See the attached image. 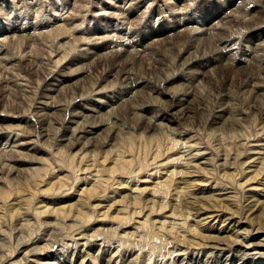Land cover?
Listing matches in <instances>:
<instances>
[{
    "label": "bare ground",
    "instance_id": "1",
    "mask_svg": "<svg viewBox=\"0 0 264 264\" xmlns=\"http://www.w3.org/2000/svg\"><path fill=\"white\" fill-rule=\"evenodd\" d=\"M59 1H62L61 4L53 0H20L16 5H14L15 3H10L11 6L7 4L4 6L0 2V9L6 10L1 14V16L3 15L1 18L9 21L7 17H10L12 13H16L13 20L11 22L9 21V26H3L0 20V96L6 98L7 96L14 95V88L22 86L19 81L17 82L16 77L12 75L11 70L13 68H24L28 71L31 70L35 74L38 73V70L36 71L37 65H35L31 53L34 52L36 46L39 45L38 42L42 43L44 41L43 43L45 44L46 42L53 43L54 39L55 41L61 40L60 43L51 44V47H49V49H51L48 61L50 64L54 65V68L46 72L48 74L44 78L43 83H39L37 92L38 100L40 99L42 101L38 103L39 107L36 108L35 116L39 119V121H37L42 123L40 125L42 128L40 135L43 138L48 137L47 128L45 129L44 125L46 123H51L48 119L51 117L52 112L60 113L65 111V109L62 110L60 106L56 107L58 100H56V103L55 99H60L58 95L65 88L69 87L68 84L73 82L72 84L77 85L76 83L80 80H76V78L85 75V72L82 70L86 65L93 62V67H96V65L99 66L98 68L104 67L109 64V58H113L115 61L113 66L122 69L119 79L124 80V82L121 81L123 87L118 93L116 92L117 95L113 97L106 95L108 86L100 89H98V86L95 89L92 87L94 89V94L92 93L93 97L103 95L102 98L98 101L91 98L88 101L84 99L83 102L80 97L81 99L78 98L79 103H77L78 100L76 99L77 101L67 110L70 116L69 119H67L66 122L64 121L59 129L57 128L60 133L58 137L59 140H57V145L59 147L58 151H60L58 152L59 154H61V151L63 152V149L71 151V149H76L77 146H80L81 148H78L77 151L78 154L73 155L72 160L74 161L77 156H81L82 161L86 160L88 157H92L91 159H93L92 165L89 162L91 166L85 167L86 169L83 170L85 172L88 171L87 175L89 173V177L84 182L87 183L91 181L90 186L81 190L80 195L78 194L79 192L77 193L79 196L76 204H73L74 208L72 204L70 205L77 211L75 213L77 216H74V214V217L70 216L73 211L70 206V209H67L68 206L65 207L64 205V207L57 206V208L49 207L43 201L37 203L33 211H31L33 207L25 209L22 206L23 204L20 205L17 203L15 205H17L18 208L16 209V206H10L11 208L9 207L8 213L5 212L6 210L0 208V264H64L67 257L69 258V255H72V259L75 255H77L78 259L83 258L82 261H76L78 264H127L129 260L130 262L128 264H175L176 259L179 258V261L181 257H183L181 262L188 257V262L197 259H205L207 261H205L206 264H218L221 260L227 263L230 262L229 264H235L236 262H239V264L240 262L241 264H264V200L262 198L264 197V140H256L255 142L258 143V145L253 146L257 148H249L246 150L244 146L247 147L248 143L240 145L239 141L238 146L234 143L237 151L232 150V144L228 142V139L231 141L233 137L237 139L236 136L238 137V135L236 134L233 136V133L238 132V129L242 128L241 126L244 125V122L249 120L248 117L251 118L250 120L256 118V116L253 115L254 112L251 113V111L255 110L257 106H249V103L248 110H244L246 112H244L245 115L248 117H238L239 115L235 113L236 111H234L230 105V95L225 94L218 106L216 105L217 108L208 121L210 126L209 131L213 134V137H220L222 134L221 139L219 138L217 140L216 137L215 140L219 142L217 144V150L218 153H222V155H218L222 157L223 162L219 164L220 166H218V168L216 166V169L219 171L222 167V174L223 172L224 176L225 173L226 175L228 174L227 178L233 182L232 190H234V193L226 192L230 188L224 185L220 186L221 184H215L214 186L209 185L208 187L207 185L213 176L211 169L206 170V166H208L206 163L194 164L197 159H200L198 156L199 154L187 156L188 152L190 154L188 150V152H185L186 154L179 151L178 153L176 152V155L166 158L168 159L166 165L171 164L175 167L179 166L178 170L171 169L169 171H160L158 169L162 168V164L155 167L157 169L156 172L160 174L161 177L158 176L159 178H155L156 181L152 183L153 187L148 194L152 199L148 200L145 197L143 198L147 190L146 187L150 186L147 182H145L147 184L143 189L138 186V184H140L143 167L139 166L140 168L138 167V171L133 170L134 160L128 159L127 156H125L126 154L124 152L122 153L119 147L117 148V141L119 140L117 136L119 132H117V134L115 131V133H112L113 136L108 133L103 135V131L109 128L111 129V127L104 124L102 120L106 117L108 120L109 117H114L116 106L119 107V105L128 102L127 100L133 99L138 92L143 93L141 91L146 87L143 85L144 82L140 81L141 83H139L134 80L131 66L134 57L138 58L142 53L151 52L154 44L157 42L154 38L158 37V35H156L153 30H147L145 28H147L146 26L149 22L152 21L153 23V16L157 11L155 7L158 6L157 22L161 20L160 16L163 13L171 12L173 22L167 27L169 28V31L166 33L169 34L168 38H175L174 40H176V37L181 38V36L182 38L183 36H189V38L197 36L212 37V35L218 37V47L211 52V56L210 54H208L209 56H203L204 53H202V57L199 55L198 58L197 49L193 50L192 48H188L190 45L182 48L183 53L180 51L181 54L177 57L178 59L175 66L176 75L170 76V74H172L170 72V77L166 76L167 78L162 88L156 91L155 95L157 99L159 98L157 103L159 107L149 111L139 110V113L132 110V106L129 108L136 124H139V130H141L142 136H148L150 132L154 134L158 132L159 135L167 138L171 149L176 148L179 144V140L182 139L179 135H183L178 134L182 132L180 130L178 131V126L183 125L184 127L185 125L186 127V125L195 122L191 121V114L193 111L192 105L194 106L193 103L198 101L196 97L199 94V89L206 86L201 87L200 85V83L204 81V78L207 76H215L216 69L224 72L227 65L235 66L237 70L247 69V67H251L253 64H259L264 67V0H248L247 2H250L249 6L251 7L252 5L253 8L250 10L249 7L248 12L242 13V16H240V12L243 9L240 10L239 6L241 0H230L229 2L223 0H186L191 3L192 6L189 7L190 4H185L186 6L177 9H175V7H177L180 0H177L174 7L159 6L158 3L154 5L152 0H143L142 2H140V0H124L119 2L118 0L115 4L106 7L103 12L104 19L107 22V24H105L107 29L105 30L104 28L101 30L98 27V32L92 33V36H89L91 34L88 33L89 31L87 29L82 30L81 27L83 24L76 26V23L74 25V23H69L65 18L63 19L64 15L67 13L65 12L66 6L63 4H65L67 0ZM101 2H105V0H101ZM18 3H21L19 8L17 6L19 5ZM44 8H50L49 11L51 15L49 16L50 19H53L49 31L38 32L37 28H33V32H31L30 27H20L17 23V13H22L24 11L25 13L32 12L39 14ZM207 9H209L210 12ZM177 10L178 12L175 13ZM187 10H189V14H185ZM140 11L143 13L142 15H144V17L149 12L150 18L140 27V30L136 32L138 36L134 38L131 31L127 32L129 28L126 25H130L131 18H133L136 12L139 13ZM232 13H235L237 17L235 21L238 25H236L238 28H243L245 30L244 36L248 37V39L246 38L247 42L245 47L240 43L241 36H238V32L231 29L233 23H235L233 22ZM89 14L86 15L89 16ZM193 17L195 20H193ZM86 18L87 17H83V21H85L84 19ZM69 19L75 20L73 17ZM113 20L117 21L114 22ZM96 22H98V20ZM226 22H228L230 26L232 25L230 28L228 27L231 29L228 32L223 31V29L227 30L225 29L226 26L224 27V23ZM140 25L141 21L138 23V27ZM80 34L81 37L78 36ZM96 35L99 37L95 38L94 36ZM244 36L242 35V37ZM217 37H213V40ZM137 38L140 45H138V43L136 44ZM97 40H100L101 43L97 42ZM160 41L163 40L160 39L159 42ZM196 42L195 44H197ZM17 43H19L17 46L21 45L19 47L20 50L10 55L8 51H12ZM43 43L40 45H44ZM98 44H100L99 49L102 54L97 55L92 61V54H97L98 48L91 50L83 49L82 52H77L81 46H96ZM156 44L158 45V43ZM67 46H69V48L73 47L74 49L67 52ZM199 48L201 49V47ZM167 49L168 48H166V50ZM28 50H30L31 53H29L30 51ZM55 53L58 55L63 54V56H60L53 62L51 58ZM79 59H83V65L79 63ZM113 72L114 71L108 72L110 77H114V74L112 75ZM117 72L120 73V70L117 69ZM108 78V74H106L103 82ZM75 80L76 82H74ZM22 87L26 88V86ZM228 88L229 91H231V87ZM243 88L245 95L248 93L250 96L247 95V97L249 96L255 104H257V102H263V108L261 106L263 113L264 84H260V82L257 84L256 82L255 85L249 86V84H247ZM22 90L23 89H21V91ZM19 93L20 92L16 94ZM245 97L246 96H244V98ZM118 101L121 102L119 103ZM5 113L7 112L2 111L3 115ZM260 117L264 119V113L260 114ZM188 119L190 120L188 121ZM5 120L3 116H0V126L6 122ZM105 121L106 120H104V122ZM174 126L177 128H173ZM260 127L264 130V125ZM226 133L231 134V136L229 137ZM175 135L179 137V140H175L171 137ZM227 135L229 138H227ZM14 136L17 139L14 140L10 135L4 137L5 143L0 146V155L10 153L11 156H18V162L14 161L16 163L12 164L8 162V159L6 161V157L3 159L4 157L2 158L0 156V174L7 171V175L9 174L12 176L11 178H14L13 180H9L16 183V179H26L31 173H36V175H34L37 176L42 170L40 167L38 169L34 167L38 160L35 162L34 158L36 156L34 158L33 156L39 150L36 151L37 149L34 148L29 149L28 146H24L23 143H20L23 139L19 138V132ZM221 140L223 141L221 142ZM235 142L237 143L238 141L236 140ZM97 146H99V149L110 147L107 155H112L113 153L117 155V160L112 161V166L109 168L106 167L107 169H105L108 171L109 175H115L120 172V176L126 174L129 175L128 180H133L130 182H123V178H120L122 182H118L117 186L115 184L117 188L115 190L113 189L114 191L111 193V196L104 192L102 195H99V189L102 188L100 185L108 180L104 179L106 176L104 178L101 177L103 173L101 170H103L104 166L101 168V166L98 167L96 164L97 155L100 152L96 153V150L93 152L94 154H91L92 148ZM182 146L184 147L185 143L184 145L182 144ZM179 147H181V144ZM247 150L253 153L249 156L250 153L248 154ZM185 151H187V149ZM245 152H247L248 155L246 157ZM62 154L64 155V153ZM213 154L214 153H212V155ZM163 155L159 147L156 149L155 153L152 154L151 161H159V158L163 157ZM214 156L216 155L214 154ZM107 158L109 157L107 156ZM182 160L186 163L180 164ZM207 160L211 161L212 159ZM210 163L214 164L212 161ZM236 163H240V168L246 167L245 173H243V168H233V164ZM22 164H27L30 167H22ZM163 164L165 165L164 162ZM55 169L53 168V174ZM200 170H202V172L204 171L203 175L200 174ZM213 170L214 169H212V171ZM232 171H236L235 173H237V171H242L241 178L238 179ZM247 172L250 175L245 179L244 175H246ZM215 173L217 172L215 171ZM57 176H55L57 180L54 186L55 190L57 188V191L60 192L69 186L66 184V178L68 180V176ZM151 176H153V174ZM177 176L181 179V186H178L180 184L177 181ZM222 178L224 179L226 177ZM78 180H82V178L79 177L77 181ZM217 182H219V180ZM1 184L2 181L0 178V185ZM202 187L204 189H200ZM246 187H249L247 191L245 190ZM53 188L49 191H52ZM2 189L3 188H0V200L9 199L12 195L11 192H3L4 189L3 191ZM19 189L20 188H18V190ZM70 189L73 190L74 186L71 188L69 187L68 191ZM55 190L53 191L56 192ZM197 190L200 191L196 192ZM174 191L176 196L173 198L172 196L174 194L172 195V193ZM64 192H62V194ZM56 195L58 196L59 194ZM30 198L33 199L32 196ZM101 198H103L105 202H108L106 206L102 205L103 200H99ZM92 199L96 201L97 204H90L89 201ZM20 200L17 202L19 203ZM100 207H104L102 213L96 210L100 209ZM261 210H263L262 213L257 215ZM112 211L113 213H111ZM144 212H146L147 215ZM68 220H70V224L66 225L67 223H65V221L68 222ZM8 221L12 222L11 229H9V226L6 224ZM34 226L38 227H36L37 230H31ZM27 232L30 233L29 236H24ZM100 239L102 240L100 241ZM7 240H14L16 245H13L14 247L10 249V252L5 253L4 242ZM99 241L100 243H97ZM78 246H89L87 248L89 250H85L82 253L80 250H77ZM97 250L98 253L101 251V254L96 258L94 257V251ZM88 256L90 259L85 262ZM66 264H70V261H66Z\"/></svg>",
    "mask_w": 264,
    "mask_h": 264
},
{
    "label": "rangeland",
    "instance_id": "2",
    "mask_svg": "<svg viewBox=\"0 0 264 264\" xmlns=\"http://www.w3.org/2000/svg\"><path fill=\"white\" fill-rule=\"evenodd\" d=\"M18 1H20V0H0V2L4 6L6 4L11 6L10 3H15L14 5H16ZM53 1H55L58 4H61V2H62V1H59V0L58 1L57 0H53ZM117 1L118 0H105V2H101V0H67V1H65L66 3L63 4V5L66 6L65 12H67L64 15L63 19L65 18L66 20L69 21V23H71V22L74 23V25L76 23V26H80V25L83 24V26L81 27L82 30L83 29H87L89 31L88 33L91 34L89 36H92L93 35L92 33L98 32V27L101 30L104 29V28H105V30L107 29L106 26H105V24H107V22L104 19L103 12L106 9V7H108L109 5L115 4ZM121 1H124V0H119V2H121ZM142 1L143 0H140V2H142ZM152 1H153L152 3L154 5H156V3H158L159 6H164V7H166V6L167 7H174L176 5V2H177V0H152ZM223 1L229 2L230 0H223ZM247 1L248 0H245V1L241 0L240 3H239L240 10L243 9L240 12L241 13L240 16H242V13L248 12V8L250 7L249 6L250 2H247ZM18 4L19 5H17V6L19 8L21 6L20 5L21 3H18ZM185 4L186 5L190 4L189 7L192 6V4L187 2L186 0H180V2L178 3L177 7H175V9L182 8V7L186 6ZM181 5H183V6H181ZM244 7H246V8H244ZM252 8L253 7L251 5V7L249 9L251 10ZM44 9L39 13L40 15L38 13L35 14V13H32V12L31 13L30 12H26L25 13L24 11L22 13H17L18 14V16H17V18H18L17 21L18 22L17 23L19 24L20 27L21 26L30 27L31 32H33V28H37L38 32L49 31V29L51 28V21L53 19H50V16H49V15H51V12L49 11L50 8H47L45 10ZM155 9L157 11L155 12V14L153 16V23H152V21L149 22L147 24V26H146L147 28H145V27L144 28L147 29V30H153L156 33V35H158V37L154 38V39L157 40L156 43H158V45L156 43L154 44L153 50L151 51L152 53L151 52L144 53L145 55L142 53L143 55L140 54V56L138 58L134 57V59L132 60V66H131V72L132 71L134 72V73L132 72L134 80L139 82V83H141L140 81L144 82L143 85L146 86L144 88L145 90L142 89L141 92H143V93L138 92L133 97V99L131 98L132 100L131 99H129L130 101L127 100L128 102H126L125 104L119 105V107L116 106V110L114 111V113H115L114 117L115 118L114 117H109V120H108V118L106 117V118L102 119L104 124H106V125L111 127V129L109 128V129L103 131L104 132L103 135L108 133V134H111V136H113L112 133H115V131H116V133L119 132V135L117 136V138L119 137V140L117 141V145H118L117 148L119 147L120 150L122 151V153L124 152L126 154V155L125 154L124 155L127 156L128 159H133L134 160L135 163H134L133 170H137L138 171L141 166L143 167L142 174H141V177H140L141 178L140 179V184H138V186H140V188L143 189L144 187H146L145 185L147 183H148V185H150V186L146 187L147 190L144 193L143 198L145 197L148 200L152 199L148 195L149 192H151V188L153 187L152 183L154 181H156L157 178L161 177L160 174H158L156 172L157 169L155 167L160 165V164H162L161 165L162 168L158 169L160 171H169L171 169H177L178 170L179 166L175 167V166H173L171 164L166 165V162L168 160L166 158L171 157L172 155H176L179 151L184 154L185 152H188V150L190 151V154L188 152L187 156H189V155L192 156L193 154H199L198 156L200 157V159H197L198 161L196 160L194 162V164H196V163H206L208 165V166H206L207 167L206 170H208V169L210 170L211 169V172H212L214 178L212 176V179H210L209 184L207 185L208 187H209V185H213L214 186L215 184H218V185L221 184L220 186L224 185L225 187H228V188L231 189V190L229 189L226 192L234 193L233 192L234 190H232V187H233L232 183L233 182L230 179L227 178L228 174L226 175V173H225V176H224V172L222 174V172H221L222 171V167H221V169L219 171L216 169V166L218 168V166H220L219 164L223 163L222 162V157H219V155H218V154L222 155V153H218L217 144L219 142L215 141L217 136L213 137V134H211V132L209 131V127L210 126H209V122L208 121H209V118H211V115L213 116L218 104L220 103V101L222 100V97L225 94L230 95L229 96V100H230V103H231L230 105L234 109V111H236L235 113L239 115L238 117H241V118L248 117L247 115H245V113H246L245 111L248 110L249 103H250L249 106H257L255 110L251 111V113L254 112L253 115L256 116L255 119L252 118L253 122H252V120H250L251 118L248 117L249 120L244 122V125H243L244 127L243 126H241L242 128L239 127V128H241L243 130L238 129V132L233 133V136L236 135V134L238 135V137L236 136L237 139H235V137H233V139H235V140L231 139V141H230V139H228V142H230L229 144H232L231 145V147H232L231 149L234 150V151L235 150L237 151L234 143L238 146L239 145V141H240V145L248 143L247 147L244 146L245 150L249 149V148H257V147L253 146V145H256V146L258 145V143H256L255 141L256 140L257 141H263L264 140V130H262V127H260L261 125H264V119L262 117H260V114L264 113V112L262 113V108H263V104L262 103L263 102H260V103L257 102L258 105L255 104L253 102V100L249 97L250 95L248 93H246V95H245L243 87H245L247 84H249V86L255 85L256 82H257V84H259V82H260V84H264V80H263L264 79V67H262L259 64H255V65L253 64V66H251L253 68L247 67V69L245 68L244 70L243 69L242 70H239V69L237 70V68H235V66L227 65V68L224 69V72H221L218 69H216L215 76H211V77L207 76L206 78H204V81H202V82L200 81L201 82L200 83L201 87H204L205 85L206 86L204 88L199 89V91H198L199 94L196 97V100H198V101H196V103H193L194 106L192 105V110L193 111H192V114H191V116H192L191 121L192 122L195 121V122L191 123L190 125H186V127L184 125L185 128L183 127V125L178 126V128L175 127V126L173 127V128H177L178 131L179 130L182 131V132L186 131V132H183V133L182 132L178 133V134H183V135H179V136L182 137L181 140H179V137L176 136V135H175L176 137L175 136H171L175 140H179V144H178V146L176 148L171 149V146H170L169 141L167 140V138L166 137H162L161 135L158 134V132L155 133V134L153 132H150L148 134V136L147 135H145V136L143 135L142 136V134H141L142 132H141V130H139V124H136L135 119L132 117V114L130 113V110H129L130 106H132V108H133L132 110H135V112H138L139 110H142V111H149L151 109L155 110L157 107H159V105L157 104L159 98L157 99V97L155 95L156 91L158 89L162 88V85H163V83H164V81L166 80L167 77H170L172 75H176L175 74V72H176L175 66H176V62H177V59H178L177 57L179 56V54H181L180 51L183 53L182 48H184L185 46L190 45L188 48H192L193 50L197 49V51H196V52H198L197 53V55H198L197 57L199 58V55L200 56L203 55L202 53H204L203 56H205V55L207 56L208 54H210V56H211V54H212L211 52H213L214 49L218 47V44H217L218 43V37L216 35H212V37L211 36H209V37H206V36L205 37L204 36L203 37L202 36L198 37L197 36V37H193V38L190 37L191 40H190L189 36L188 37L183 36L184 40H183L182 36H181V38L180 37H176V40H174L175 38H168L169 34H166V33L169 31V28H167V27L169 26V24H172V22H173L172 21L171 12L163 13L160 16L161 20L159 22H157L158 10H159L158 6H156ZM207 10H209V9H207ZM5 11L6 10H4V9L0 11V20L2 21V25L3 26H6V25L9 26L8 25L9 21L11 22L13 20L14 16L16 15V13H12L10 15V17H7V19H9V21H7V20H4V18H1V17H3V15L1 16V14H3V12H5ZM177 12H178V10L175 13H177ZM209 12H210V10H209ZM56 13H61V12H56ZM46 14H47V16H46ZM86 14H89V16H87ZM142 14L143 13L141 11L139 13L136 12L135 15L133 16V18H131V20H130L131 21L130 25L129 24L126 25L129 28V30H127V32L131 31L133 33V35H134L133 36L134 38H136L138 36V34L136 32L138 30H140V27L143 26L146 23V21L150 18L149 17V15H150L149 12H148L147 15H145V17ZM185 14H189V10H187V13H185ZM232 14H233V22H235V23H233V26L231 25L232 27L230 26V24H228V22L224 23L225 25L224 24L223 25H224V27L226 26L225 29H227V30L223 29V31L224 32H228L231 29H234L233 31L238 32V36H241L240 37L241 45L243 47H245L248 37L244 36L245 35V33H244L245 30L243 28H238V26H237L238 24L235 21V18L237 19V17L235 16L236 14L235 13H232ZM93 16H95V17H93ZM243 16H244V14H243ZM70 17H73L75 20L69 19ZM83 17H87L86 19H84L85 21H83ZM93 18H95V19H93ZM95 20L96 21L98 20V22H96ZM193 20H195L194 17H193ZM113 21L116 22L117 20H113ZM140 21H141V25L138 27V23H140ZM14 25H16V24H14ZM14 25H12V26H14ZM192 25H194V24H192ZM228 27L229 28L231 27V29H229ZM95 29H97V30H95ZM240 30H242V31H240ZM183 35H185V34H183ZM242 35L244 37H242ZM78 36L81 37V34L78 35ZM94 37L98 38L99 36L96 35ZM210 37H211V39H210ZM213 37H217L216 38L217 40L216 39L213 40L214 39ZM160 39H162L163 41L159 42ZM204 39H205V41H204ZM196 40H197V42H196ZM209 40L211 41V45L213 44L212 46L210 45V41ZM60 41L61 40L55 41V39H54L53 43L52 42L51 43H47L46 42L47 45L45 43H43L44 42L43 41L42 43L44 45H42V46L40 45L42 43L38 42L39 45L36 46V48L34 49V52L31 53V51L28 50V51H30L29 53H31V57L34 58V63H35V65H37L36 71L38 70L37 71L38 73L35 74L31 70L28 71L27 69H24V68H21V69L13 68L11 70L12 75L14 77H16L17 82L19 81V83L22 86H26L27 89L22 87V86L16 87V88H14L15 89V94L14 95H11L9 97L7 96L8 98L7 97L3 98L2 96H0V116H3L6 119L5 120L6 122L3 123L2 126H0V128H2V129H0V146H2L3 143H5L4 142L5 141L4 137H7V136L10 135V137L15 140L17 138L14 135H16L19 132V138L23 139L20 143H23L24 146H28L29 149H33L34 148V149H37L36 151L39 150L36 153L34 152L35 154L33 153L34 154L33 158L36 156L34 158L35 162L37 160L39 161V162L37 161V163H36L37 166L34 165V167H37V169L40 167V169L42 170L41 173L37 174V176H35L36 173H31L32 175L35 174L34 175L35 177L30 174L29 177L26 178V179H16L17 180V182L15 181L16 183H14L13 181H10L11 179L13 180L14 178H11L12 176H10L9 174L7 175V173H8L7 171H5L4 173L2 172L0 174V178H1V181H2V184L0 185V188L4 189V191L2 189L3 192H11V194H12L9 199L7 198V199L0 200V205H1L0 208L3 209V210H6L5 212H7V213H8V209H9L10 206L11 207L16 206L15 208L16 209L18 208L17 205H15L16 203L20 204V205L23 204L22 206L25 209H28V208L30 209L31 207H33L31 211H33L35 206H37L36 205L37 203L42 202V201L45 202V204H47L49 207H55V208H57V206L58 207H60V206L62 207L64 205L65 207L68 206L67 209H70V207H71L70 205L71 204L72 205L76 204L78 196L80 195V191L85 189L86 187L90 186V182L91 181H88L89 182V183L87 182L88 184L84 182L89 177V173L87 175L88 171L85 172L83 170H85L87 167L92 165V162H93L92 160L93 159H91L92 157H88V158H86V160L82 161L81 160V156H77L75 158V160L73 161L72 160L73 155H77L78 154L77 151H78V148L79 149L81 148L80 146H77L76 149H71V151H69L67 149L66 150L63 149V152L61 151V154H59L58 152H60V151H58L59 147L57 145V140H59L58 137L60 136V133H59L58 129L60 128V125H62L64 121L66 122L67 119H69L70 116L68 115V111L67 110L73 105L74 102H76L78 100V98L81 97L83 102H84V99H85V101H88L90 98L93 99V100L96 99L95 101H98V100H100L102 98L103 95L94 96L93 97V94H94L93 90L97 86H98V89L108 86L107 87L108 92H106V95L109 96V97L116 96L118 91H120L122 89V87H123L122 86L123 83H121V81L124 82V80L123 79H119L120 78V74L122 72V69L120 67L116 68L115 66H113V64L115 62L113 58L112 59L109 58V61H110L109 64L105 65L104 67L98 68L99 66H97V65H96L97 68L95 66L93 67V62L88 64V65H86L84 67V69L82 70L83 72H85V75H82L80 77L78 76V78H76V80L77 79L80 80V81H78V83H76L77 85L72 84L73 82L71 83L72 85L68 84L69 87L65 88L61 92L62 95H61V93L58 95V98H60V99H55V102H56V100H58L57 101L58 104H56V107L60 106L61 109L62 110L65 109L66 112L65 111H62L60 113L52 112L51 117L48 119L52 124L51 123H49V124L46 123L44 125V128L45 129L47 128V134H48L49 138L48 137L43 138L40 135L41 131H42V128H41L40 125L42 123L41 122L39 123L38 122L39 121L38 117L35 116L36 115V113H35L36 112V108L39 107L38 103L42 101L40 99L38 100L37 92H38V89H39V83L40 84L43 83L44 78L48 74L46 72H48L51 68H54L53 67L54 65L50 64V62L48 61V57H49V53H50V49H51V48L49 49V47H51V44L54 45V43H57V42L60 43ZM97 42L101 43L100 40H97ZM190 42H191V44H190ZM195 42L198 45L195 44ZM199 42H201V43H199ZM137 43H138V45H140L138 38L136 39V44ZM167 43H168V45H167ZM192 43H193L194 47L192 46ZM18 44L19 43H17L15 45V47H14V49L12 51H10V50L8 51L10 55H11V53H13V54H15V52L17 53L20 50L19 47L21 45L17 46ZM99 47H100V44H98L96 46H90V45L81 46V47H79L77 52H82L83 49L84 50L85 49H90L91 50V49H94V48H98L97 49L98 50L97 54H92V59H91V61H92L97 55L102 54V52L99 49ZM199 47H201V49ZM166 48H168V49L166 50ZM198 48L200 49V51H199ZM211 48H213V49H211ZM53 49H55V48H53ZM71 49H74V48L73 47L69 48V46H67L66 50H67V52H70ZM57 55L58 54L55 53L53 55V57L51 58L53 60V62H55V60H57L60 56H63V54L58 55V56ZM108 57H112V56H108ZM161 59H162V61H161ZM96 61H99V60H96ZM79 63L81 65H83L84 64L83 59H79ZM258 68H260L261 70L258 69ZM117 69L120 70V73L117 72ZM111 71H114L112 73V75L114 74L113 75L114 77H110L109 76L108 72H111ZM170 72L172 74H170ZM106 74H108L109 78L105 82H103V79L105 78ZM169 74H170V76H169ZM76 80L74 82H76ZM55 83H56V81H55ZM92 87H94V89ZM228 87H231V91H229ZM19 88H20V90H19ZM21 89H23V90L21 91ZM24 90H26L27 93ZM202 91H204V92H202ZM18 92H20V93L16 94ZM22 92H23V94H22ZM84 94L85 95L87 94L88 96L86 95V97H85ZM247 95H249V96L247 97ZM244 96H246V97L244 98ZM118 102H117V104H118ZM200 102H201L202 105L200 104ZM77 103H79V100L77 101ZM208 103H209V105H208ZM245 103H248V104H245ZM66 106H67V108H66ZM198 106H199L200 110H199ZM261 106H262V108H261ZM136 107H138V108H136ZM195 107H196V109H195ZM117 108H119V109H117ZM2 111H5L7 113H5L3 115ZM204 111H206V112H204ZM211 112H212V114H211ZM241 114H244L245 116L241 115ZM104 120H106V121L104 122ZM189 120L190 119H188V121ZM206 120H207V122H206ZM184 129H186V130H184ZM239 130H241L242 132L239 131ZM226 134H228L229 137L231 136V134H229V133H226ZM240 134H242V135H240ZM228 135H227V138H229ZM241 136H242V138H241ZM221 137H222V134L220 135V137H217V140L219 138L221 139ZM239 137L241 138V140H240ZM236 140L238 141L237 143L235 142ZM35 141H37V142H35ZM222 141L223 140H221V142ZM184 143H185L184 147H186V148H184L182 146V144L184 145ZM180 144H181V147H179ZM159 147H160V149L162 151V155L164 153L165 154L163 155V157L159 158V161L158 160L151 161L152 154L155 153L156 149H158ZM92 149L93 150L91 151V154H94L93 152H95L96 150H97L96 153L100 152L97 155V163L96 164L98 165V167H100V166H101V168L103 166L105 167V168L103 167V170H101L103 172L101 177L104 178L106 176L107 178L105 177L104 179L108 180L107 182L102 183L100 185V186H102V188L99 189V195L100 194L102 195V193L104 192L105 194H108L109 196H111L112 195L111 193L117 188L116 186H117L118 182H122V181L123 182H125V181L126 182H130V181H133V180H128L129 175L122 174L120 176V174H121L120 172L115 174V175L114 174L109 175L108 171L105 170V169L109 168L110 166H112V161L117 160L116 159L117 158L116 154L113 153L112 155H107V152L110 149V147L109 148L107 147L106 149H102V148L99 149V146H97V147H93ZM177 149H178V151H177ZM186 149H187V151H185ZM111 150H113V149H111ZM191 150H192V152H191ZM214 150L216 151V153H215ZM62 153H64V155ZM212 153H214L216 156H214V154L212 155ZM252 153L253 152L248 151L249 156ZM217 155H218V157H217ZM0 156L2 158L4 157L3 159H5V157H6V161L8 159L9 163L11 162L12 164H14V163L18 162V160H17L18 156L17 157H14L13 155L11 156L10 153H6V154L0 155ZM107 156L109 158H107ZM246 156H248L247 152H245V157ZM259 156H261V155H259ZM259 156H257V157H259ZM1 157H0V160H1ZM8 157H10V158H8ZM201 157H203L204 159L201 158ZM106 158H107V160L105 161ZM207 159H212L211 161L214 164L210 163L211 161H209ZM10 160H12V161H10ZM80 160H81V162H80ZM14 161H16V162H14ZM21 161H22V158H21ZM207 161H209V162H207ZM89 162L91 163V165L89 164ZM103 162H104L105 165L103 164ZM163 162L165 163V165L163 164ZM181 163L185 164L186 162H184L182 160V161H180V164ZM150 165H153V166H150ZM163 165L165 166L166 170H165ZM214 165H215V168H214ZM233 165H234L233 168H235V169H242L243 168L242 169L244 171L243 173H245V169H246L245 166L240 168L241 167V166L239 167L240 163H236V164H233ZM22 167H25V168L27 167L28 168L30 166L27 165V164H25V165L22 164ZM53 168L54 169L56 168L55 171H54V174H53ZM144 168H145V170H144ZM212 169H214V170L212 171ZM181 170H182V168H181ZM252 170H254V169H252ZM215 171L217 173H215ZM201 172H202V170H200V174L203 175L204 171L202 173ZM232 172H234V175L237 176L238 179L241 178L240 176H242V171L241 172L239 171L240 173L238 171H237V173H235L236 171H232ZM248 172L246 173V175H244L245 179L250 175ZM152 174H153L154 177L151 176ZM57 175L60 176V177L61 176L62 177L68 176V180H69L68 181L67 178H66V184L69 185V186L67 188H64L60 192L57 191V188L55 190V186H54L55 181L57 180L55 178V176H57ZM42 176H44V177H42ZM84 176L85 177L87 176V177L85 178ZM221 176L222 177H226L227 179L226 178L223 179ZM79 177L82 178V180H78L77 181V179ZM29 178H30V180H29ZM120 178L121 179L123 178L124 180L122 179V181H121ZM116 180H118V181H116ZM180 180L181 179L177 176V181L180 184L178 186H181V184H182ZM218 180H219V182H217ZM24 181H26V182H24ZM135 182H137V181H135ZM145 182H147V183H145ZM115 184H116V186H115ZM204 184H206V183H204ZM7 186H9L10 188L7 187ZM53 186H54V188H53ZM73 186H74V189L73 190L70 189L68 191V188L69 187L71 188ZM18 188H20V189L18 190ZM52 188L56 192H54L53 190L49 191ZM200 189H204V188L202 187ZM248 189H249V187H246L245 190L247 191ZM198 191H200V190H197L196 192H198ZM15 192H17V193H15ZM62 192H64V193L62 194ZM77 193L79 195H77ZM14 194H16V195H14ZM56 194H59V195L57 196ZM37 195H38V197H37ZM172 195H173L172 196L173 198L176 196L175 191L172 193ZM31 196H32L33 199L30 198ZM104 198H106V197H104ZM262 198L264 200V197H262ZM20 199H22L23 202ZM18 200H20L22 203L20 201L18 203L17 202ZM92 200L89 201L90 204H97L96 201H94V200L92 201ZM95 200H97V199H95ZM99 200H103V203H102L103 206L104 205L106 206L108 204V202H105L103 198H101ZM24 203H26V204H24ZM168 205H169V202H168ZM5 207H6V209H5ZM72 207L74 208V205ZM73 208H72L73 211L70 214L71 217L77 216L75 214L77 211H75ZM103 208L104 207H100V209H96V210H98V211H100V213H102L104 211ZM88 209H90V208H88ZM262 211L263 210L259 211V213L257 215H260L262 213ZM111 213H113V211ZM144 213H146V212H144ZM73 214H74V216H73ZM146 215H147V213H146ZM66 221H65V223H67L66 225H69L70 224V220H68V222H66ZM11 223L12 222H10V221L6 222V224L9 226L8 227L9 229H11L10 228L12 226ZM36 227L37 226H34V228L32 227L31 230H33V229L37 230L38 227L37 228ZM29 234L30 233L27 232L24 236H29ZM100 238H102V237H100ZM101 240L102 239H100V241ZM100 241L97 242V243H100ZM4 244H5V247H4L5 248V250H4L5 253L10 252V249L13 248L16 245L14 240L13 241L12 240H7L6 242H4ZM88 247L89 246H86V247L78 246L77 250H80L83 253L85 250L86 251L89 250V249H87ZM100 254H101V251L99 253H98V250L94 251V257L97 258ZM71 256L72 255H69V258L67 257V260H66V261H70V264H78V263H76V261H78V260L82 261L83 260V258H81V259L79 258L78 259L77 255L73 256V259H72ZM89 259H90L89 256H88V258L86 257L85 262H87ZM178 259L179 258L176 259L175 264H206V262H207L205 259H203V260L202 259H197V260H193L192 262H188L189 261L188 257L185 258V260H183V262H181L183 257H181L179 261H178ZM66 261L64 262V264H66ZM99 261H100V259H99ZM211 261H212V259H211ZM129 262H130V260H129ZM129 262H127V264ZM214 263H215V260H214ZM229 263L224 262V260H221V261L218 262V264H229ZM209 264H211V263H209ZM235 264H239V262H236ZM240 264H241V262H240Z\"/></svg>",
    "mask_w": 264,
    "mask_h": 264
}]
</instances>
